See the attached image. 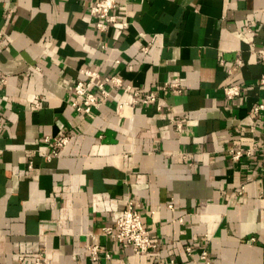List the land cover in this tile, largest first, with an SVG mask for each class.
I'll return each mask as SVG.
<instances>
[{"label": "crops", "instance_id": "crops-1", "mask_svg": "<svg viewBox=\"0 0 264 264\" xmlns=\"http://www.w3.org/2000/svg\"><path fill=\"white\" fill-rule=\"evenodd\" d=\"M96 1L0 0V264H264V0H117L104 31ZM80 68L131 91L79 113ZM135 90L156 102L118 109ZM128 201L147 254L101 231Z\"/></svg>", "mask_w": 264, "mask_h": 264}, {"label": "built area", "instance_id": "built-area-1", "mask_svg": "<svg viewBox=\"0 0 264 264\" xmlns=\"http://www.w3.org/2000/svg\"><path fill=\"white\" fill-rule=\"evenodd\" d=\"M116 6L117 0H97L89 7L90 14L97 18L96 27L98 30L104 31L108 26L116 22V15L112 13V10ZM123 26L126 28L128 23L124 22ZM142 51L147 52V47L142 48ZM258 53L260 60L264 62V46L259 49ZM78 71L84 76V79L78 80L73 85L70 105L79 113H90L93 108L100 106L103 100L110 97L114 87L121 88L123 92L131 91V86L124 84L120 77L101 76L97 71L89 68H80ZM261 81L264 83V78H262ZM5 82V78L0 77V86L5 84ZM179 87L178 80L174 79L171 82L165 83L162 88L166 91H180ZM224 93L228 99H233L241 93V88L237 84L228 85L224 87ZM156 99L157 93L155 91L141 93L138 90H135L131 93L129 100H119L117 108L121 109L125 106H134L137 104H151L155 103ZM35 105L37 106L38 103L36 102ZM261 110H264L263 104H258L253 108L254 113H258ZM1 122L2 118L0 117V125ZM71 138V133L46 137V141L52 140L53 148L51 149V152L45 154L44 157L51 160L53 157L58 156L60 149L65 147L70 142ZM255 148H258L257 150H260L264 156V145L249 148L245 151V154L250 155ZM242 154L241 150H236L232 158H239ZM31 166L32 164L30 163L29 167ZM101 231L107 237L130 246L136 254H147L155 247V244L151 240L149 230L144 226L141 219L139 206L134 201H128L119 216L116 218L114 224L102 227ZM88 250L93 260L99 258L98 252L100 251V248L97 244L90 245ZM186 250L190 253L191 248L188 246ZM199 259L204 264H210V259L205 250L200 252ZM170 263H172V261ZM31 264H47V259L43 254L37 253ZM152 264L163 263L157 261Z\"/></svg>", "mask_w": 264, "mask_h": 264}]
</instances>
